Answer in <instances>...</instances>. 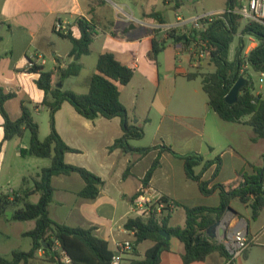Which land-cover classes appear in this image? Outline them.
Listing matches in <instances>:
<instances>
[{"label":"crops","instance_id":"obj_1","mask_svg":"<svg viewBox=\"0 0 264 264\" xmlns=\"http://www.w3.org/2000/svg\"><path fill=\"white\" fill-rule=\"evenodd\" d=\"M129 3L127 0H0V93L3 91L15 94L6 102V109L13 120L21 116L23 102L30 104L36 113L48 111L41 106L45 93L36 84L39 75L26 70L30 60L42 65L46 71L54 70L56 57L60 58L64 67L75 61V56L71 55L73 46L66 53L60 49L61 41L67 39L55 33L57 22L69 26L74 25L77 19L85 18L94 24L96 30L91 53L79 59L82 64L81 73L63 82H58L59 76L56 77L55 83L57 86L62 84L63 90L78 94L89 93L99 56L107 51L113 52L120 61L135 69L132 81L121 87L120 100L126 107L131 122L143 127L145 136L147 126L156 123L153 147L157 148L149 153H125L120 148H111L123 135L119 117L90 120L80 115L67 101L56 113V128L60 136L68 146L79 150V153H67L66 163L88 169L99 176L104 185L96 198H84L79 193L84 189L85 181L79 174L54 176L52 185L55 192L49 207L50 215L61 224L93 228L94 234L108 242L113 253L116 251L117 242L135 240V234L127 230L125 225L130 218L135 217L132 200L142 188V180L156 159L159 158L161 164L151 178L148 196L155 198V195H165L180 205L171 213L170 227L185 226L187 215L184 206H218L221 200L219 190L205 195L200 184L187 176L185 162L180 156L198 153L204 157V161L221 158L219 169L218 163H214L207 170L203 169V164L195 168L197 174L201 173L202 180L208 183L210 190L216 184L233 181L239 173L254 174L257 169L264 167V138L258 137L254 141L257 135L253 127L222 120L208 101L207 117L210 116L209 123L213 125L208 133L206 119L185 115L175 108L174 103L177 102L180 88L183 87L185 92L190 83L198 80L202 82L201 77L187 79V75L198 67L192 53L184 50V44L193 39V25L185 23L178 27L187 36L180 41L170 37L165 30L166 26L176 25L181 19L185 20L180 14L182 7L176 8L175 0H163L160 8L158 0H131V5ZM227 3L228 0L225 6L215 7L210 12L225 10ZM154 12H158L166 24H161L155 17H149ZM168 12L175 14V24L168 21ZM127 26L131 33L126 32ZM138 26L144 27V33H133V29ZM153 29L160 31L158 35L165 43L170 39L175 40L177 47L174 53L166 54L165 46L154 59L151 34ZM74 30L79 36L78 29ZM98 41L101 48L93 56L94 46ZM256 45L257 42H253L245 54L248 55ZM232 49L231 60L234 58ZM163 55H166L165 67ZM192 90L194 92L190 90L183 96L193 101L197 98L199 88ZM256 90V95H264L261 85ZM192 93L196 94V98ZM36 105L39 107L35 108ZM155 111L157 116H154ZM187 120L197 123L195 126L189 123V130L200 139L198 144L192 145L189 142L178 148L173 145L172 148L178 156L162 151V126L167 123L179 127ZM27 133L3 143L0 149V194L32 189L33 178L43 168L51 165L50 159L36 162L37 160H31L35 157L23 158L20 155V148H28L30 143V133L29 136ZM49 133L47 129L40 132V139ZM4 137V117L0 113V144ZM141 141L142 139L131 141V145L135 148H146L140 144ZM29 161L35 163L32 169L28 168ZM39 199L40 195L35 194L28 201L37 203ZM230 207L232 211L228 212L225 223L215 230L218 238L212 239L206 233L207 237L211 241L224 243L223 231L229 222L230 233L244 231L249 242L247 256L236 258L234 264H264V209L257 220H252L251 208L238 198L231 201ZM15 209L16 207L7 211L12 212V217H0V255L6 258H11L15 250L27 252L32 248V240H28L30 237L25 234L35 228L36 222L28 221V226H24L22 223L25 222L13 220ZM16 223L21 225L19 230H11ZM146 242L149 244L143 249ZM146 242L137 246L135 252L133 249L125 254L122 264L144 258L147 249L153 245L152 242ZM169 242L170 250L162 253L160 264H184L185 245L176 237H171ZM29 264L55 263L47 261L45 251L41 249ZM192 264H228V260L219 253H212L204 261Z\"/></svg>","mask_w":264,"mask_h":264},{"label":"trees","instance_id":"obj_2","mask_svg":"<svg viewBox=\"0 0 264 264\" xmlns=\"http://www.w3.org/2000/svg\"><path fill=\"white\" fill-rule=\"evenodd\" d=\"M175 2L176 8L181 6V0H175ZM240 8V0H228L226 11L222 16L204 22V30H193V38L209 47V60L216 70L207 74L192 72L187 75V79L194 80L201 77L203 90L208 96L212 110L226 122L243 123L253 127L257 135L253 140L256 141L258 137L264 138V95L254 93L255 84L252 72L258 75L264 73V20L263 22L251 20L243 24V17L235 12ZM149 17H155L161 24H166L158 12L149 14ZM74 28L78 29L79 36L75 34ZM54 31L58 36L72 43L71 55L72 57L78 56V60L72 61L64 67L60 58L56 57V66L52 71H46L42 65L30 60L32 65L28 64L26 69L29 73L39 75L36 84L45 93L41 106L46 107L49 111V135L44 140L40 139V125L33 116L34 110L30 104L23 102L21 116L13 120L6 109V102L15 94L3 91L0 93V113L4 117L5 130L4 141L0 144V149L3 143L16 137H22L28 131L30 143L28 148H20V155L23 158L35 157L51 160V165L43 168L33 178L32 189L13 194H0V217L6 216L7 211L16 207L13 211V220L36 222L35 228L25 234L32 240L30 251L15 250L12 252L11 258L0 255V264H29L41 249L45 251L46 260L55 264H65L62 260V251L70 258L71 264H111L114 253L110 250L108 242L94 234L93 228L85 229L61 224L50 215L49 207L55 192L52 185L54 176L79 174L85 181V187L79 193L84 198H96L104 185L103 180L88 169L66 163V154L79 153V150L68 146L60 136L56 128V113L67 101L80 115L90 120L99 117L107 119L119 117L122 121L123 135L115 141L112 149L120 148L125 153L136 151L147 154L157 147L135 148L131 145V141L143 139L145 131L143 127L131 122L128 111L120 100V95L121 87L132 81L135 69L120 61L113 52L107 51L99 56L89 93L78 94L63 90L55 83L56 77L59 76L58 82H63L65 79L76 77L81 73L82 64L79 59L81 56L91 53L96 30L91 21L79 18L74 25H63L62 31L56 32L55 29ZM175 31L176 29H172L169 33L170 37L175 40L180 41L187 37L186 35L176 36L174 35ZM159 32L158 29L151 30L154 59L165 49V41L160 39ZM239 33L241 37L235 56L231 60V48ZM246 36L257 41V45L248 55L245 54ZM246 65L248 68L244 69ZM241 77H244L247 83L239 93L237 102L228 104L226 97ZM38 107L39 105L35 106V108ZM246 118L247 120H245ZM160 148L162 151H168L178 156L170 145L164 144ZM180 157L185 162L187 176L200 184L205 195L219 190L220 204L218 206H184L187 215L184 227L169 226L172 212L168 208L164 209L163 213L157 214L154 206L149 217L130 218L125 227L129 231H135L134 252L137 250V246L143 242L153 243L145 252L144 258L134 259L130 264H160L162 253L170 250V242L160 234L162 230H166L171 237L178 238L185 245L184 264L204 261L212 253H219L227 260H231V255L225 244L211 241L206 235L207 229L222 218L233 199L238 198L251 208L252 220H257L264 209V167L257 169L254 174L239 173L233 181L216 184L213 190H210L208 183L202 180L201 173L197 174L195 168L203 164V169L207 170L214 163H218L219 169L221 158L204 161V157L198 153ZM160 164L158 158L148 170L142 180V188L132 200L133 204L140 196H148L151 178ZM35 194L40 195L39 201L37 203L28 201ZM154 197L158 198V202L166 204L172 202L175 208L180 206L165 195H155ZM20 205L21 207H19ZM58 248L59 250H57ZM243 256H247V250ZM229 264H234V260H231Z\"/></svg>","mask_w":264,"mask_h":264},{"label":"rangeland","instance_id":"obj_3","mask_svg":"<svg viewBox=\"0 0 264 264\" xmlns=\"http://www.w3.org/2000/svg\"><path fill=\"white\" fill-rule=\"evenodd\" d=\"M127 1L128 2L130 1L129 4L131 5V0H127ZM225 2H226V0H181V6L180 7H182V10H181L180 14L185 19V21L186 20L190 21L191 19H193L197 16H200V15H203L206 13H210V10L215 8V7L225 6L226 5ZM158 3H159L158 7L159 8L162 7L163 0H158ZM111 10H112V12L114 11L113 6H111ZM168 13H169L168 21L172 22V24H175L176 23L175 14L170 13V12H168ZM242 23L245 24V23H247V21L243 20ZM188 24H191V23H188ZM194 29L203 30L202 28H198V27H195L193 25V30ZM144 30H145L144 27L138 26L137 29H133V33L136 35L142 34V33H144ZM117 32H118V30H117ZM126 32L131 33L129 26H127ZM166 32L171 33L170 31H166ZM192 33H193V31H192ZM174 35L182 36L183 31L181 29L176 28ZM240 37H241V34L239 33L236 36L234 44L232 45V48H233L232 49V57L235 56ZM245 40L247 42V47H246L245 51L252 46L253 42H257L254 38L247 37V36L245 37ZM99 42L100 41L96 42V44L94 46L93 56L96 54V50L101 48V43H99ZM200 43L201 42L197 41L196 38L190 39L189 42L184 44V50L192 53V58H193L194 54H196V52H198V50H199ZM165 46H166V50H167L166 54H169L171 52L172 53L175 52V47H177V44H176L174 39H170L169 41H167L165 43ZM71 48H72V43L70 41H67V40L61 41L60 49H62V51L64 53L69 51ZM165 56L166 55L162 56V61H163L164 67H165V63H166ZM193 60L196 61V58H193ZM215 70H216L215 66L210 62L209 55H207L206 57L199 60L198 67L194 69V72H201L203 74H207V73H213V72H215ZM259 78H260V76L258 74L253 73V81H254L256 88H258V89H259V85H261L259 82ZM190 84L187 85V83H186L187 86H186L185 92L183 90V87L178 90V92H180V93H177L179 96L177 98V102L174 103V106L181 113H183L185 115L199 116L202 119H206L207 120L206 131H208V133H209L211 131V128L213 125L209 123V117L210 116L208 115L209 117H207V106H208L207 104L209 101L208 96L202 90L201 80H198V81L192 83L191 85ZM197 87L199 88V93L197 94V98L195 97L196 94L192 93L194 95V98H196L193 101L191 98L183 96L185 93L188 94L190 92V90H191V92H194V90H192V88L196 89ZM256 88H255V91H257ZM175 99H176V97H175ZM157 104L158 103H156V105ZM33 115L35 116L37 122L40 125V132H44L45 129L50 131L49 111L45 110V111H42L40 113H36L33 111ZM154 116H157L156 111L154 112ZM189 123H192V125H194V126L197 125V123H195V121H191V120L190 121L187 120V122L185 124H181L179 127L177 125H172V124L169 125L167 123L164 124L162 126V130H163L162 133L164 134V137L162 138L161 144L164 143L166 145H171V146L175 145L176 148L181 147L183 145H186L189 142H191L192 145L198 144L200 139L198 137L194 136V134L189 130ZM156 127H157L156 123H153V124H150L147 126L146 136H144V138L140 142L141 145H143L144 147H153V145H155ZM28 133H27V135L29 136ZM46 137L42 136L41 139H45ZM31 160H37L36 162H41V160H46V159L32 158ZM33 162L34 161H29L28 168L32 169L34 167L35 163H33ZM22 224L24 226H28L29 223L25 222ZM20 226L21 225H19V223H16L15 226L13 225V227H11V230L16 229V231H17V230H19ZM28 240H31V238ZM148 244L149 243H147V242L144 243L142 248L144 249Z\"/></svg>","mask_w":264,"mask_h":264},{"label":"built area","instance_id":"obj_4","mask_svg":"<svg viewBox=\"0 0 264 264\" xmlns=\"http://www.w3.org/2000/svg\"><path fill=\"white\" fill-rule=\"evenodd\" d=\"M241 8L236 10L238 14L243 17V20L246 21H260L263 22L264 20V0H240ZM226 9L219 12H210L200 16H197L191 19L189 22L185 20H179L178 24L173 26H166V31H171L172 29H176L179 26H184V24L191 23L195 27L205 29L204 22L212 21L214 18L222 16L225 13ZM185 21V22H184ZM63 24L61 22H57L55 25L56 32L62 31ZM210 55V50L207 44L201 42L198 52L194 54L193 58H196V63L199 64V60ZM31 66L32 63L29 62ZM248 66L246 65L244 69H247ZM259 82L261 87L264 88V73L260 75ZM14 192L12 191L11 194ZM155 206L157 214L163 213V210L168 208L170 212L175 209V205L171 202L166 204L164 202H158V198H152L150 196H140L138 199L135 200L133 204V212L135 217H144L147 218L153 211V207ZM134 217V218H135ZM135 234V231H131ZM58 244V243H57ZM224 244L231 255V260H235L243 256L244 252L249 247L248 239L244 233V231H238L234 235H232L229 239L224 241ZM59 246V244H58ZM134 243L130 240H124L117 242L116 244V251L113 255L111 264H122L124 259V255L128 252H131L134 249ZM63 262L65 264H71L70 258L66 255L65 252L62 251ZM228 260V264L231 262Z\"/></svg>","mask_w":264,"mask_h":264},{"label":"water","instance_id":"obj_5","mask_svg":"<svg viewBox=\"0 0 264 264\" xmlns=\"http://www.w3.org/2000/svg\"><path fill=\"white\" fill-rule=\"evenodd\" d=\"M78 59V56H75L74 60L76 61ZM247 80L244 77H241L236 83L235 85L232 87V89L230 90L229 94L226 97V102L228 104H234L237 102L238 100V95L241 92V90L243 89V87L246 85ZM59 87H62V84L58 85ZM232 211V208L229 206L224 215L222 216V218L220 220H218L215 224H213L212 226H210L206 233L207 235L212 238H218L217 235L215 234V230L216 228L220 227L222 224L225 223V219L226 216L228 214V212ZM6 215L10 218L12 217V212H6ZM227 227L226 229L223 231V239H229L232 235H234L236 232H231L229 231V222L227 223ZM161 236H163L164 238H166L168 241H170L171 239V235L166 231V230H162L160 231Z\"/></svg>","mask_w":264,"mask_h":264}]
</instances>
